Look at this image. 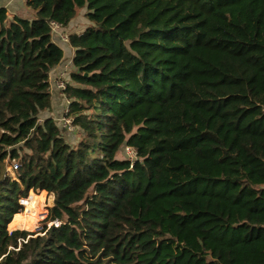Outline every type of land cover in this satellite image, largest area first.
<instances>
[{
	"label": "trees",
	"instance_id": "16d2710c",
	"mask_svg": "<svg viewBox=\"0 0 264 264\" xmlns=\"http://www.w3.org/2000/svg\"><path fill=\"white\" fill-rule=\"evenodd\" d=\"M21 3L0 6V264H264V0ZM12 160L54 194L49 226L36 195L18 213Z\"/></svg>",
	"mask_w": 264,
	"mask_h": 264
},
{
	"label": "rangeland",
	"instance_id": "374dc122",
	"mask_svg": "<svg viewBox=\"0 0 264 264\" xmlns=\"http://www.w3.org/2000/svg\"><path fill=\"white\" fill-rule=\"evenodd\" d=\"M21 0H0V6H5L7 9V12L9 15H13V14H18L20 16H30L29 15V11L26 9V7L24 6L23 3H20ZM83 23L80 24H75L74 27H76V30H80L82 28ZM62 109V108H61ZM60 109V112L58 114H55V119H58L63 113L61 112L62 110ZM42 117V116H40ZM58 121V120H57ZM67 137L70 139L71 144H74L77 140H78V131H74L73 133H69L67 135ZM17 162L20 167L18 169H14L12 163L13 162ZM12 160L10 162L7 163V186L9 187L10 190H13V193H9L10 195L12 194L13 197H11V200L13 199L14 202V197L17 194H22L23 192H25L28 188H33V190L29 191V195L31 196H37V201H36V209H39L41 204L45 203L41 209L39 210V212L43 211L44 215L42 216V218H40L39 220H37L38 226L36 228V231H38L39 229H41V227L45 224H47L48 226L50 225L49 221H42L46 216H47V211H49L50 207L52 206L51 204H49L50 200H53V196L54 194L49 192L48 188L43 187L40 183V181H37L35 178V173H36V169L35 167L32 165L31 162H24L21 163L19 160ZM15 180L17 182L16 187L13 188L12 184H13V180ZM5 193H7V191H4ZM43 192V193H42ZM43 197V198H42ZM13 204V203H12ZM48 204V205H47ZM49 206V207H47ZM47 208V211L44 209ZM26 209L27 207L25 206L24 209L21 212V214L26 213ZM46 214V215H45ZM57 224V222H56ZM8 225L7 224V229H8ZM9 230V229H8ZM21 230V229H20ZM34 231V232H36Z\"/></svg>",
	"mask_w": 264,
	"mask_h": 264
},
{
	"label": "built area",
	"instance_id": "2783aa9c",
	"mask_svg": "<svg viewBox=\"0 0 264 264\" xmlns=\"http://www.w3.org/2000/svg\"><path fill=\"white\" fill-rule=\"evenodd\" d=\"M50 29H51V33L53 34V36L58 37L62 42H68V33L66 32V30L64 29V27L60 23H58L56 21H51L50 22ZM55 87L59 90V92L61 94V98L63 100L62 107H61L62 108L61 112L63 114L57 120L60 122L61 126L64 128V130L66 132H69V133L73 132L74 131V125H73L74 119H73V116L68 115L69 100L66 98V95L64 92L66 89V83L64 82V79L63 80L62 79L55 80ZM124 151H125V153L129 159H131V160L136 159V150L133 147L127 146V147H125ZM12 165H13L14 169H18L20 167V165L15 161L12 163ZM30 190H33V188H28L22 194L20 193L16 199L18 205L21 206L22 210L26 206V201L32 197L31 195H29ZM53 198H54V196H53ZM47 207H49V206H47ZM44 209L47 211V208H44ZM22 210H20L19 212H21ZM41 213L44 214L43 211H41ZM46 214H48V211ZM9 231H11V230H9Z\"/></svg>",
	"mask_w": 264,
	"mask_h": 264
},
{
	"label": "crops",
	"instance_id": "0c3cea01",
	"mask_svg": "<svg viewBox=\"0 0 264 264\" xmlns=\"http://www.w3.org/2000/svg\"><path fill=\"white\" fill-rule=\"evenodd\" d=\"M21 3V2H20ZM81 16H77V18H75L74 20L71 21V25H74L78 22L81 23L82 21L80 20ZM87 20H83V24L86 23ZM64 53H65V58L63 59V61L61 63H59L57 66L54 67V69H52L51 71V77L53 78V76L55 75V78H59L60 75L62 76H66L67 77V73H68V66L70 65V59L67 60V57H71L72 54H73V49L67 45V46H64ZM51 91H52V109L50 112H48L50 115H53L55 116V114H58L60 112V109L62 107V103H63V100L61 98V94L59 92V90L54 86V85H51ZM47 114V113H46Z\"/></svg>",
	"mask_w": 264,
	"mask_h": 264
},
{
	"label": "water",
	"instance_id": "95a60500",
	"mask_svg": "<svg viewBox=\"0 0 264 264\" xmlns=\"http://www.w3.org/2000/svg\"><path fill=\"white\" fill-rule=\"evenodd\" d=\"M49 204H51L52 206L55 204L54 198H53V200L49 201Z\"/></svg>",
	"mask_w": 264,
	"mask_h": 264
}]
</instances>
